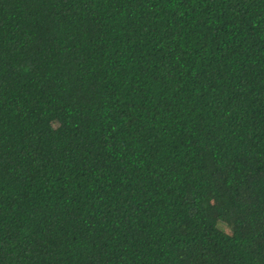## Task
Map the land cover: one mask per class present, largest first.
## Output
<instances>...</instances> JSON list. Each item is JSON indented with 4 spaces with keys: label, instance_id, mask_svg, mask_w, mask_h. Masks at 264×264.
I'll list each match as a JSON object with an SVG mask.
<instances>
[{
    "label": "trees",
    "instance_id": "trees-1",
    "mask_svg": "<svg viewBox=\"0 0 264 264\" xmlns=\"http://www.w3.org/2000/svg\"><path fill=\"white\" fill-rule=\"evenodd\" d=\"M0 264H264V0H0Z\"/></svg>",
    "mask_w": 264,
    "mask_h": 264
},
{
    "label": "rangeland",
    "instance_id": "rangeland-1",
    "mask_svg": "<svg viewBox=\"0 0 264 264\" xmlns=\"http://www.w3.org/2000/svg\"><path fill=\"white\" fill-rule=\"evenodd\" d=\"M218 226H219L221 229H223V230H225V231H227V232H230V228H229V226H227L226 224H224V223H222V222H219Z\"/></svg>",
    "mask_w": 264,
    "mask_h": 264
}]
</instances>
